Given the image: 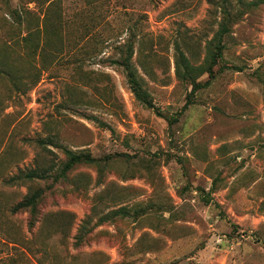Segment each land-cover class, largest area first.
Segmentation results:
<instances>
[{
	"label": "rangeland",
	"instance_id": "rangeland-1",
	"mask_svg": "<svg viewBox=\"0 0 264 264\" xmlns=\"http://www.w3.org/2000/svg\"><path fill=\"white\" fill-rule=\"evenodd\" d=\"M0 264H264V0H0Z\"/></svg>",
	"mask_w": 264,
	"mask_h": 264
},
{
	"label": "trees",
	"instance_id": "trees-1",
	"mask_svg": "<svg viewBox=\"0 0 264 264\" xmlns=\"http://www.w3.org/2000/svg\"><path fill=\"white\" fill-rule=\"evenodd\" d=\"M224 1L226 4L228 3V0H224ZM223 10H224V13H223L224 20L226 19L228 21H231L232 18H231L230 12L225 7L223 8ZM229 32H230L229 24L225 22L222 23L220 26L219 32L217 33L214 39V42L210 46V49L211 47H214L213 48L214 50H211L210 56H209V59L211 61L210 70H212V66L217 65L219 60H222L223 53L225 50L223 41ZM125 52L126 54L120 60L115 61V63L123 67L124 70L126 71L128 83L136 99L140 103H142L144 106H146L147 108L155 110L158 115H162L159 109L155 106L149 93L143 88L142 84L140 83L137 70L135 69L132 63V58L134 55L133 44H130V43L126 44ZM201 87H202L201 84L193 82V92L197 91ZM65 154H66L67 160L63 168L60 170L58 174L53 176L54 180L57 182L58 180L59 181L62 179L65 180L69 172H71L75 167L79 165H82V164L93 165L97 163V159L92 157V155L89 153H84V152L76 153L74 151L66 150ZM24 177L25 179L34 182L37 180H41V181L49 180L52 177V175H50L49 170H43V171L33 170L31 172L24 174ZM42 197H43V193L41 191H37L34 194L28 196L23 202H21L17 206L16 209L17 210H23V209L28 210L29 209L32 215H37L39 213L38 205ZM120 213H124V215L129 214V212H127V210L125 209L115 212L116 215ZM92 232L93 230L87 232L86 234H83L82 231L78 232L76 235L77 242L83 243L86 239V236L92 234Z\"/></svg>",
	"mask_w": 264,
	"mask_h": 264
}]
</instances>
